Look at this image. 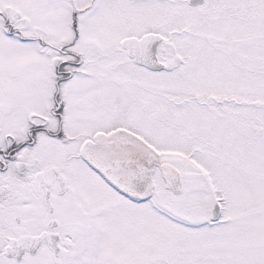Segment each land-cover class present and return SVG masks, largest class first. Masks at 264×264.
<instances>
[{"label": "snow or ice", "instance_id": "snow-or-ice-1", "mask_svg": "<svg viewBox=\"0 0 264 264\" xmlns=\"http://www.w3.org/2000/svg\"><path fill=\"white\" fill-rule=\"evenodd\" d=\"M0 264H264V0H0Z\"/></svg>", "mask_w": 264, "mask_h": 264}]
</instances>
